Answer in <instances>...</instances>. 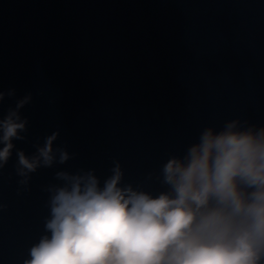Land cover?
<instances>
[{
	"label": "clouds",
	"instance_id": "1",
	"mask_svg": "<svg viewBox=\"0 0 264 264\" xmlns=\"http://www.w3.org/2000/svg\"><path fill=\"white\" fill-rule=\"evenodd\" d=\"M15 90L0 92V101ZM28 93L0 119V169L24 141ZM52 132L36 151L16 149L15 172L27 187L31 174L65 164L74 154L54 147ZM103 182L95 169L57 171L48 216L23 264H264V126L228 120L204 127L182 156L171 155L159 173L158 194L124 183L119 161Z\"/></svg>",
	"mask_w": 264,
	"mask_h": 264
}]
</instances>
